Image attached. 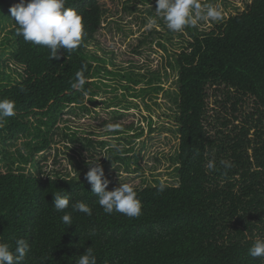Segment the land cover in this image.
Wrapping results in <instances>:
<instances>
[{
  "label": "trees",
  "instance_id": "1",
  "mask_svg": "<svg viewBox=\"0 0 264 264\" xmlns=\"http://www.w3.org/2000/svg\"><path fill=\"white\" fill-rule=\"evenodd\" d=\"M96 1L67 0L65 7L83 18L82 43L71 53L61 49V58L50 60L47 48L16 35L9 8L20 0H0V13L13 19L11 58L24 69L20 82L11 81L0 60V99L14 100L16 111L3 124L7 141L28 135V120L56 117L64 105L93 94L90 81L105 66H93L83 51L100 23ZM186 43L174 54L178 185H164L163 191L160 185L134 188L142 214L129 218L105 214L82 178L0 171V242L14 249L17 239H25L30 251L23 264H76L89 247L97 264H264V258L248 254L254 241L264 238V0H253L208 33L192 36L188 31ZM82 66L88 78L86 95L71 88ZM207 87H223L220 103L225 111L231 108L232 119L221 120L216 128L205 119ZM244 107L250 112L241 119L235 116ZM232 121L236 124L229 129ZM41 133L34 136L41 143L35 154L50 147L51 140ZM210 160L215 170L207 168ZM223 162L232 167L225 168ZM219 179H227L224 188ZM118 186L110 181L106 190ZM57 193L69 195L70 206L84 202L92 215L73 212V225L67 227L61 222L64 213L52 207Z\"/></svg>",
  "mask_w": 264,
  "mask_h": 264
},
{
  "label": "rangeland",
  "instance_id": "2",
  "mask_svg": "<svg viewBox=\"0 0 264 264\" xmlns=\"http://www.w3.org/2000/svg\"><path fill=\"white\" fill-rule=\"evenodd\" d=\"M252 1L198 0L202 7H217L222 18L199 21L174 33L156 16L155 0H97L100 23L83 51L93 66H105L90 81L93 94L64 105L61 115L28 120L31 130L18 140L7 141L4 126L0 127V171L84 179L88 165L83 158L90 162L104 156L100 163L113 184L176 187L179 112L174 54L187 47L188 31L192 36L208 33L243 12ZM150 20L156 21L151 27ZM12 29L11 18L0 13V60L9 79L20 82L24 69L13 62L8 47ZM206 92V123L219 126L221 120H231V108L226 106V112L220 103L225 99L223 87H207ZM249 112V108H239L235 116ZM109 123L118 124V130L106 132ZM234 124L232 121L228 128ZM38 130L51 143L48 150L35 154L34 148L41 146L34 137ZM226 181L219 179L217 184L224 188Z\"/></svg>",
  "mask_w": 264,
  "mask_h": 264
},
{
  "label": "clouds",
  "instance_id": "3",
  "mask_svg": "<svg viewBox=\"0 0 264 264\" xmlns=\"http://www.w3.org/2000/svg\"><path fill=\"white\" fill-rule=\"evenodd\" d=\"M66 2L67 0H20L9 8L10 16L14 18L16 35L23 37L25 43L47 48L50 60H59L61 49L64 53H71L82 43L83 18L76 10L65 7ZM154 11L156 16L164 21L167 29L174 33H182L187 27L196 26L199 21H219L222 18V13L217 7H202L198 0H155ZM155 23V20H150L149 27ZM85 69L86 66H82L75 73L71 88L86 95L84 86L88 83V78L85 76ZM15 115V101L0 99V127L7 118ZM118 128V124L109 123L105 126V131L111 133ZM113 147L119 151L117 146ZM100 157L87 163L88 171L84 174V179L91 186L90 192L97 197L99 206L105 214L116 212L129 218L139 217L142 214V204L131 184L119 183L115 189L106 190L110 181L105 177ZM223 163L225 168L232 167L230 163ZM215 167V162L210 160L207 168L215 170ZM158 190L163 191L164 185L161 184ZM52 207L56 212L64 213L61 222L67 227L73 225V212L92 215L91 207L84 202H76L70 206L67 194H55ZM69 207L71 211H66ZM29 251L30 244L23 238L16 240L14 249L10 244L0 242V264H23ZM248 254L254 259L264 258V238H257L248 249ZM76 264H97L93 249L87 248L76 260Z\"/></svg>",
  "mask_w": 264,
  "mask_h": 264
}]
</instances>
